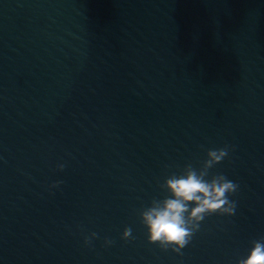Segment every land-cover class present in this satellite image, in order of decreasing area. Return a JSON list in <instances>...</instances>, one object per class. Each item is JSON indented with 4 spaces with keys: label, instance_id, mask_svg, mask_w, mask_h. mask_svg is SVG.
<instances>
[{
    "label": "water",
    "instance_id": "95a60500",
    "mask_svg": "<svg viewBox=\"0 0 264 264\" xmlns=\"http://www.w3.org/2000/svg\"><path fill=\"white\" fill-rule=\"evenodd\" d=\"M225 146L236 215L148 244L160 185ZM261 237L264 0H0V264H235Z\"/></svg>",
    "mask_w": 264,
    "mask_h": 264
},
{
    "label": "clouds",
    "instance_id": "9594fccd",
    "mask_svg": "<svg viewBox=\"0 0 264 264\" xmlns=\"http://www.w3.org/2000/svg\"><path fill=\"white\" fill-rule=\"evenodd\" d=\"M231 150L229 146L209 150L199 170L188 164L183 171L173 173L160 185L166 193L164 198L153 199L151 205L140 212L148 244L181 256L207 218L236 215L237 201L231 197L239 192L240 185L222 174L210 177V170L226 160ZM65 167V163L56 166L59 172ZM61 183L50 184L48 191L52 193L59 189ZM120 238L124 242L132 241V229L126 227ZM97 239L98 234L92 232L84 237V244L91 246ZM114 244L115 241L108 238L103 242L105 248ZM235 264H264V237L253 240L245 253L237 257Z\"/></svg>",
    "mask_w": 264,
    "mask_h": 264
}]
</instances>
